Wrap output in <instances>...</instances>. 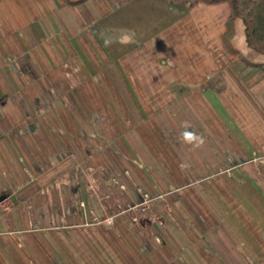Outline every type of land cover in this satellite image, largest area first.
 Returning <instances> with one entry per match:
<instances>
[{
	"label": "crops",
	"instance_id": "1",
	"mask_svg": "<svg viewBox=\"0 0 264 264\" xmlns=\"http://www.w3.org/2000/svg\"><path fill=\"white\" fill-rule=\"evenodd\" d=\"M231 13L0 0V264H264V55Z\"/></svg>",
	"mask_w": 264,
	"mask_h": 264
},
{
	"label": "trees",
	"instance_id": "2",
	"mask_svg": "<svg viewBox=\"0 0 264 264\" xmlns=\"http://www.w3.org/2000/svg\"><path fill=\"white\" fill-rule=\"evenodd\" d=\"M212 1H227L231 6L232 13L227 23V32L224 35L226 47L230 51L236 52L232 40L235 37V23L241 21L248 49L256 54L264 55V0Z\"/></svg>",
	"mask_w": 264,
	"mask_h": 264
},
{
	"label": "rangeland",
	"instance_id": "3",
	"mask_svg": "<svg viewBox=\"0 0 264 264\" xmlns=\"http://www.w3.org/2000/svg\"><path fill=\"white\" fill-rule=\"evenodd\" d=\"M186 1L192 3L193 1H196V0H186ZM238 43H242V41L239 40ZM139 209H140V210L138 211V214H142V213H143L142 210H143L144 208L140 207ZM180 209L183 210V207L180 206ZM183 211H184V210H183ZM112 223H113V221H112V219H110V220H109V224H112ZM98 257H99V258L96 259V263H97V264H101V262H103L102 259H103L104 256H103L102 254H100V255H98ZM112 257L115 258V259L111 258V260H110L111 263H110V264H114V262L117 263V262H118L117 260H119V258H120L118 255H116V256L112 255ZM104 258H105V257H104ZM97 261H98V262H97ZM104 261L110 262L109 260H106V259H105Z\"/></svg>",
	"mask_w": 264,
	"mask_h": 264
}]
</instances>
